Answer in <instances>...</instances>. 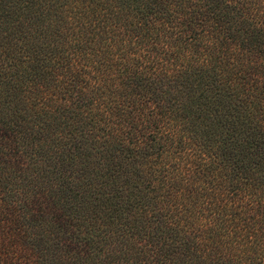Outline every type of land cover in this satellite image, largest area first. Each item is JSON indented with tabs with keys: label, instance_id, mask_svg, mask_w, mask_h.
I'll return each instance as SVG.
<instances>
[{
	"label": "trees",
	"instance_id": "trees-1",
	"mask_svg": "<svg viewBox=\"0 0 264 264\" xmlns=\"http://www.w3.org/2000/svg\"><path fill=\"white\" fill-rule=\"evenodd\" d=\"M0 264H264V0H0Z\"/></svg>",
	"mask_w": 264,
	"mask_h": 264
}]
</instances>
